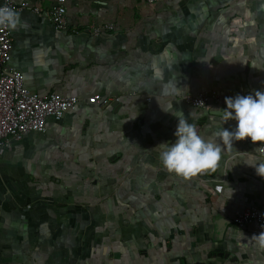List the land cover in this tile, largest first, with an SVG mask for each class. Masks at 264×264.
Listing matches in <instances>:
<instances>
[{"label": "crops", "instance_id": "obj_1", "mask_svg": "<svg viewBox=\"0 0 264 264\" xmlns=\"http://www.w3.org/2000/svg\"><path fill=\"white\" fill-rule=\"evenodd\" d=\"M28 1L45 11L53 0ZM18 13L10 64L25 86L79 102L0 156V264H264L250 238L260 229L230 218L264 210V177L247 164L264 152L218 138L216 172L185 178L158 146L176 139L172 112L205 138L235 128L224 103L198 109L184 94L264 91V0H66L67 30ZM106 23L114 29L93 34ZM93 94L120 100L87 102Z\"/></svg>", "mask_w": 264, "mask_h": 264}, {"label": "built area", "instance_id": "obj_2", "mask_svg": "<svg viewBox=\"0 0 264 264\" xmlns=\"http://www.w3.org/2000/svg\"><path fill=\"white\" fill-rule=\"evenodd\" d=\"M143 1L151 5L161 0ZM3 6L13 8L16 12L29 10L33 14L43 15L56 30L68 29L66 0H53L50 8L45 11L28 0H0V7ZM113 29L112 23H106L101 26H93L92 32L100 34ZM73 31L76 32V30ZM11 48L10 27L0 26V156L11 147L12 141L22 139L29 132H45L47 119L60 120L79 102V97L74 94L64 95L56 91L37 92L26 87L22 72L10 64ZM146 99L149 100L150 97ZM182 99L185 104L198 109L206 107L213 101L224 103L226 106L225 96L211 92L206 88H200L193 94L186 93ZM119 100V97L109 100L98 94L87 97V102L104 106L110 104V101L118 102ZM246 139L252 142L250 138ZM253 144H256L261 152H264V142ZM230 218L239 229L249 224H256L260 231L264 232V210L256 205L235 209L230 213Z\"/></svg>", "mask_w": 264, "mask_h": 264}, {"label": "clouds", "instance_id": "obj_3", "mask_svg": "<svg viewBox=\"0 0 264 264\" xmlns=\"http://www.w3.org/2000/svg\"><path fill=\"white\" fill-rule=\"evenodd\" d=\"M20 23L19 13L8 6L0 7V26L15 29ZM242 21H233V29L238 30ZM233 43L239 45L242 36H231ZM226 108L223 109V123L230 119L237 121L233 130L222 127L209 138L201 135L195 124L185 118L182 111L172 112L178 118V124L174 135V142H162L158 146L160 161L170 173L190 178L201 173L216 172L222 160L221 145L217 139L223 142L226 149L233 147L234 140L250 138L253 143L264 142V91H255V94H237L234 97H225ZM253 166L256 173L264 177V163H247ZM243 235V233H242ZM251 239L257 241L260 247H264V232L253 234Z\"/></svg>", "mask_w": 264, "mask_h": 264}, {"label": "rangeland", "instance_id": "obj_4", "mask_svg": "<svg viewBox=\"0 0 264 264\" xmlns=\"http://www.w3.org/2000/svg\"><path fill=\"white\" fill-rule=\"evenodd\" d=\"M98 229H100V228H98Z\"/></svg>", "mask_w": 264, "mask_h": 264}]
</instances>
